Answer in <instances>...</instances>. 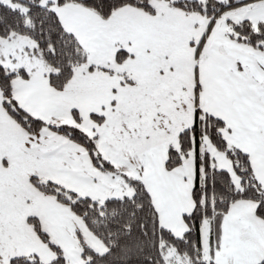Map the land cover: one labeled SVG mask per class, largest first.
<instances>
[{
    "label": "snow or ice",
    "instance_id": "6c2138e0",
    "mask_svg": "<svg viewBox=\"0 0 264 264\" xmlns=\"http://www.w3.org/2000/svg\"><path fill=\"white\" fill-rule=\"evenodd\" d=\"M0 264H264V0H0Z\"/></svg>",
    "mask_w": 264,
    "mask_h": 264
}]
</instances>
